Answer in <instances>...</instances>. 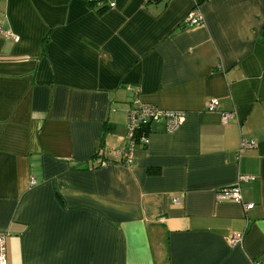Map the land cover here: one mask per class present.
Here are the masks:
<instances>
[{"label":"crops","instance_id":"1","mask_svg":"<svg viewBox=\"0 0 264 264\" xmlns=\"http://www.w3.org/2000/svg\"><path fill=\"white\" fill-rule=\"evenodd\" d=\"M0 27L6 264H264V0H0ZM136 98L184 119L126 165ZM240 176L250 209L216 197Z\"/></svg>","mask_w":264,"mask_h":264},{"label":"built area","instance_id":"2","mask_svg":"<svg viewBox=\"0 0 264 264\" xmlns=\"http://www.w3.org/2000/svg\"><path fill=\"white\" fill-rule=\"evenodd\" d=\"M113 4H111L112 6ZM202 17L196 10H191L185 17L184 22L187 26H195L201 23ZM0 31L6 35H9L7 31ZM14 39H17L14 36ZM218 101L216 99H210L206 103V110L209 112H214L217 110ZM232 118V113L221 112L220 119L223 124H226ZM184 113L179 111H162L150 104H145L141 102L138 98L134 99L132 106L128 113L127 123H126V144L124 148L117 150V155L120 156L121 161L130 165L132 161V149L137 143L146 144L147 142V128L150 122L163 121L166 126L167 131L175 130L183 121ZM255 146L253 140L241 139L239 144V152H243L246 149ZM104 160L97 161V164L104 163ZM251 179L247 176H240L236 182L231 187L221 189L217 192V199H231L232 201L241 204L245 209H250L253 205L251 203H245L242 200L240 194L239 183L241 181H247ZM30 184H34V180H30ZM174 203L178 202L177 198L173 199ZM6 233L0 231V264H6V245H5ZM230 244L236 245L241 241V236L238 234H232L228 238Z\"/></svg>","mask_w":264,"mask_h":264}]
</instances>
